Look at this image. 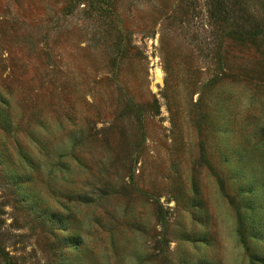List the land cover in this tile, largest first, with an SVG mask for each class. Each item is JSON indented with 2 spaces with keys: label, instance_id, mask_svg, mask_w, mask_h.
Instances as JSON below:
<instances>
[{
  "label": "rangeland",
  "instance_id": "1",
  "mask_svg": "<svg viewBox=\"0 0 264 264\" xmlns=\"http://www.w3.org/2000/svg\"><path fill=\"white\" fill-rule=\"evenodd\" d=\"M0 264H264V0H0Z\"/></svg>",
  "mask_w": 264,
  "mask_h": 264
},
{
  "label": "trees",
  "instance_id": "2",
  "mask_svg": "<svg viewBox=\"0 0 264 264\" xmlns=\"http://www.w3.org/2000/svg\"><path fill=\"white\" fill-rule=\"evenodd\" d=\"M1 254V253H0Z\"/></svg>",
  "mask_w": 264,
  "mask_h": 264
}]
</instances>
